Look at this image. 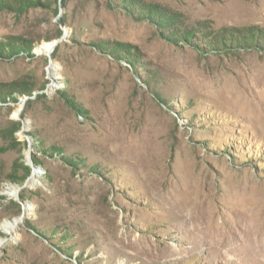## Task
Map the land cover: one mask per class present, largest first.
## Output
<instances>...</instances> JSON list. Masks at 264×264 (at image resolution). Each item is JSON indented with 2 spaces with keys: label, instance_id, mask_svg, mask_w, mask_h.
<instances>
[{
  "label": "rangeland",
  "instance_id": "1",
  "mask_svg": "<svg viewBox=\"0 0 264 264\" xmlns=\"http://www.w3.org/2000/svg\"><path fill=\"white\" fill-rule=\"evenodd\" d=\"M0 167V264H264V0H0Z\"/></svg>",
  "mask_w": 264,
  "mask_h": 264
},
{
  "label": "bare ground",
  "instance_id": "2",
  "mask_svg": "<svg viewBox=\"0 0 264 264\" xmlns=\"http://www.w3.org/2000/svg\"><path fill=\"white\" fill-rule=\"evenodd\" d=\"M56 40H52L50 43L48 44H43L41 49H44V52L47 53H51L52 52V48L54 47L55 43H53ZM44 47V48H43ZM54 71H55V67L53 66V64L51 65L50 69H49V75L52 78V76L54 75ZM117 120V119H116ZM79 124V123H78ZM125 144V141H123ZM137 154V153H136ZM1 168V167H0ZM207 211V209H206ZM205 211V213H206ZM203 214L205 215L204 211H202ZM203 215V216H204ZM202 217V216H201ZM212 220V219H211ZM21 222L20 218H16L14 219L11 223H8L5 227V233L7 235H13V233L15 232V230L17 229L18 224ZM213 224V223H212ZM262 231V229H261ZM260 231V232H261ZM258 232V233H260ZM264 232H262L261 234H257L256 236V243L253 244L252 246V250L257 252L258 250L263 251L264 250ZM219 234V233H218ZM222 234V233H221ZM4 242L0 241V248L3 246Z\"/></svg>",
  "mask_w": 264,
  "mask_h": 264
},
{
  "label": "water",
  "instance_id": "3",
  "mask_svg": "<svg viewBox=\"0 0 264 264\" xmlns=\"http://www.w3.org/2000/svg\"><path fill=\"white\" fill-rule=\"evenodd\" d=\"M66 39H67V36H66V33H65L62 37H60L59 39H57L56 41H54L53 43H55V45H54V47L52 48V52L54 51L55 47H56L60 42L66 40ZM52 52H51V53H52ZM51 53H47V55H48V57H49L50 64H51L52 61H53V59H52V57H51ZM28 99H29V97L24 98V99L22 100L23 103H24L25 101H27ZM23 218H24V215H22V216L20 217L21 222H22Z\"/></svg>",
  "mask_w": 264,
  "mask_h": 264
},
{
  "label": "trees",
  "instance_id": "4",
  "mask_svg": "<svg viewBox=\"0 0 264 264\" xmlns=\"http://www.w3.org/2000/svg\"><path fill=\"white\" fill-rule=\"evenodd\" d=\"M60 35H61V33H60V31L58 32V34H57V36L60 38ZM58 39V38H57ZM56 40V39H55ZM55 51V50H54ZM54 53V52H53Z\"/></svg>",
  "mask_w": 264,
  "mask_h": 264
}]
</instances>
